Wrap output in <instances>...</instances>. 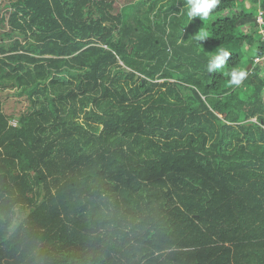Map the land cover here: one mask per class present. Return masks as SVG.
Here are the masks:
<instances>
[{"label": "trees", "instance_id": "obj_1", "mask_svg": "<svg viewBox=\"0 0 264 264\" xmlns=\"http://www.w3.org/2000/svg\"><path fill=\"white\" fill-rule=\"evenodd\" d=\"M247 1L206 24L188 0H0V264H264Z\"/></svg>", "mask_w": 264, "mask_h": 264}, {"label": "clouds", "instance_id": "obj_2", "mask_svg": "<svg viewBox=\"0 0 264 264\" xmlns=\"http://www.w3.org/2000/svg\"><path fill=\"white\" fill-rule=\"evenodd\" d=\"M220 0H188V12L187 15L189 18H194L199 16L202 20H207L210 16V13L215 9ZM209 37V32L207 30H200L196 39L199 41H204ZM231 55V52L225 48H218L215 55H213L207 64V71L209 73L213 70H222L225 68L226 61ZM231 79L230 83L232 85L239 86L242 81L248 75L247 71L243 69H233L229 73Z\"/></svg>", "mask_w": 264, "mask_h": 264}, {"label": "rangeland", "instance_id": "obj_3", "mask_svg": "<svg viewBox=\"0 0 264 264\" xmlns=\"http://www.w3.org/2000/svg\"><path fill=\"white\" fill-rule=\"evenodd\" d=\"M249 4H250V2H248ZM235 4H236V6H241V5H244V8L245 9H247V10H249V8H247L245 5V2L243 3L242 2V0H235ZM251 5V4H250ZM248 7H250V6H248ZM250 11V10H249ZM211 22V20L210 19H208V20H206L205 21V23L207 24V23H210ZM257 29H258V31L257 32H255L254 30V28L253 27H251V26H248V27H246V28H244V32H247V34L248 33H250V35L252 36V38H253V40H255V42L258 40V38L261 36V38H263L264 39V27L263 26H261V24H263L262 22H263V20H257ZM260 26H261V28H260ZM243 52H244V55H243V58H244V60L246 61V59H248V58H251L252 59V53H250V55H249V53H248V50H246L245 48L243 49ZM255 61H257V60H255ZM249 67H250V65H249ZM244 92L246 93V94H248V92H249V90L248 89H244ZM15 99H18V97H13V98H10L8 101H10V100H15ZM19 106H21V107H23V106H25L26 104H27V102L25 101V99L24 98H19Z\"/></svg>", "mask_w": 264, "mask_h": 264}, {"label": "crops", "instance_id": "obj_4", "mask_svg": "<svg viewBox=\"0 0 264 264\" xmlns=\"http://www.w3.org/2000/svg\"><path fill=\"white\" fill-rule=\"evenodd\" d=\"M244 2H245V4H246L245 6L248 8V6H250V4L248 3L247 0H245Z\"/></svg>", "mask_w": 264, "mask_h": 264}, {"label": "built area", "instance_id": "obj_5", "mask_svg": "<svg viewBox=\"0 0 264 264\" xmlns=\"http://www.w3.org/2000/svg\"><path fill=\"white\" fill-rule=\"evenodd\" d=\"M256 20H262V18H261L260 16H258ZM262 23H263V22H262Z\"/></svg>", "mask_w": 264, "mask_h": 264}, {"label": "bare ground", "instance_id": "obj_6", "mask_svg": "<svg viewBox=\"0 0 264 264\" xmlns=\"http://www.w3.org/2000/svg\"><path fill=\"white\" fill-rule=\"evenodd\" d=\"M181 231V230H180ZM175 234V233H174Z\"/></svg>", "mask_w": 264, "mask_h": 264}]
</instances>
